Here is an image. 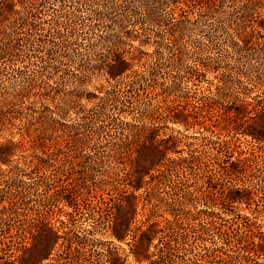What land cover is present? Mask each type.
Listing matches in <instances>:
<instances>
[{
  "label": "rangeland",
  "instance_id": "374dc122",
  "mask_svg": "<svg viewBox=\"0 0 264 264\" xmlns=\"http://www.w3.org/2000/svg\"><path fill=\"white\" fill-rule=\"evenodd\" d=\"M6 1L0 0V12ZM39 1L37 33L44 37L36 51L8 66L0 49V94L20 91L0 95V141L33 137L0 163V188L23 195L2 264H20L41 225L59 235L42 264H150L137 262L133 250L152 221L159 223L149 242L152 264H264V247L254 245L264 243L263 160L239 175L223 167L240 153L264 154V143L238 133L223 135L229 144L221 146L200 124H178L157 109L165 99L197 113L212 100L264 102V31L244 45L239 1L188 7L174 0H114L113 9L104 8V0ZM15 8L19 13L1 22L0 47L27 29L26 1ZM179 15L183 25H176ZM113 45L134 56L115 78L107 73ZM147 135L168 142L160 163L167 170L147 174L128 224L130 157ZM64 154L81 160L69 167L60 162ZM211 185L212 198L201 193ZM56 186L61 194L47 196ZM238 189L253 191L251 198L221 200L229 190L242 196ZM233 225L235 233L226 230ZM246 226L249 238L240 247L236 238Z\"/></svg>",
  "mask_w": 264,
  "mask_h": 264
},
{
  "label": "trees",
  "instance_id": "16d2710c",
  "mask_svg": "<svg viewBox=\"0 0 264 264\" xmlns=\"http://www.w3.org/2000/svg\"><path fill=\"white\" fill-rule=\"evenodd\" d=\"M23 1H26V5L29 9H26L27 12H22L24 17H26L28 23L27 29L22 28L18 35L14 38L8 40L3 47H0L1 51L4 52L5 64L8 66H13L16 61H23L24 58L30 56V52L36 51L37 41H41L44 37V34L37 33V17L42 13L43 10V2H38V0H7L3 3L0 12V28L1 22L8 19L12 13L16 12V6L18 4H22ZM43 1V0H42ZM76 4L82 3L84 0H74ZM105 4L102 5L104 8L113 9L115 6L114 0H104ZM113 1V3H112ZM141 1V0H140ZM144 1V0H143ZM217 0H174V2H178L184 4L186 6H191L193 4L203 5L214 2L213 5H216ZM239 1L236 10V18L237 25L239 28L243 29L242 31V42L245 46H252L254 41V34L257 32L264 31V0H237ZM18 2V3H17ZM136 0H128V3H134ZM149 2V0H146ZM85 3V2H84ZM185 22L184 17L179 15L176 17V25H183ZM116 27H122L120 22L115 21ZM249 29V30H248ZM128 30V26L125 28ZM42 42V41H41ZM179 46V45H178ZM114 51H112L111 60L107 63V73L109 77L115 78L118 75H121L126 70L130 68L133 63L134 56L125 57L119 51L116 50V46ZM181 49V46H179ZM20 91H3L0 95H19ZM167 95V94H166ZM220 95V94H217ZM199 113L190 111L185 108L184 105H175L174 101L170 99H165L163 103H161L157 109L162 110L161 113L163 115H168L172 120L178 124L188 125L191 123H198L202 126V128L210 131L214 135L218 136L221 141V146L224 143H228L229 138H221L223 135L233 134L237 135L238 133L244 134L257 142L264 143V102L258 103H250L248 101L241 102H233L232 105L227 106L217 100H212L203 106ZM159 112V110H158ZM156 114V113H155ZM160 115V113H157ZM27 133V132H26ZM23 139L19 140L6 139L0 141V163L7 164L10 158L14 155V151L17 147L21 145L24 139L33 138L31 135H27L25 138L22 135ZM146 140L138 145V149L136 150V157L132 159V155L130 157V163L132 167L131 173V186L133 188V197L129 202L130 213L128 217V224L132 222L133 217L137 214V196L135 192L142 187V184L145 181V177L147 174L150 177L156 176L158 173L165 174L167 169H164L162 164V157L166 155L170 146L168 142L159 143L149 135L146 136ZM29 141V140H28ZM229 144V143H228ZM219 146L218 148H220ZM218 148H215L218 150ZM105 156V155H104ZM103 156V157H104ZM109 156H114V153H110ZM218 154L213 153V160H217ZM262 158L264 165V154L263 153H240L234 161H232V166L224 165L225 170L228 173H232L235 175H239L243 169L252 164L258 162V159ZM80 157L78 155L71 156L69 154H64L62 159H60L61 163H66L69 167L75 166L80 162ZM201 162V161H199ZM180 164V160L177 162ZM200 164V163H199ZM260 164V171L258 177L260 178L261 185L259 187L260 190H264V168L262 169V165ZM159 166H162L158 168ZM202 164H200L201 167ZM157 167V168H156ZM199 167V168H200ZM156 168V173H152V169ZM1 171L2 168H0ZM208 190H201L202 194H206L212 198L216 192H213L212 189L215 187L214 185L210 186ZM7 189L0 188V253L6 250L7 245L11 242L10 237L12 234L13 225L10 223L12 221V215L16 214L18 208L16 207L17 203L22 202L23 195L19 191H11L10 193H6ZM258 191V192H259ZM251 190L246 192L242 190H236V193L242 194V196H238L232 190L224 192L220 195L221 200H229L234 201L239 199L240 197H245L246 199H250L252 196ZM257 192V193H258ZM46 194L49 197H57L61 193H59V186H56V189H47ZM9 196V197H7ZM145 222V221H144ZM147 222V221H146ZM159 229V223L157 221H152L145 223L144 228L137 235V239L134 242V256L137 262H149L151 263V255L149 253L150 250V240L155 235V233ZM222 229V228H220ZM225 230V228H223ZM226 230L235 233L236 228L233 226H229ZM250 234V226H246L241 234L236 238V243L240 245V247L244 246V239L249 238ZM117 238H122L118 233H116ZM58 233L57 231L48 226H38L36 235L34 236V242L31 247H26L24 249V255H21L19 262L20 264H42L45 259H48L54 246L58 242ZM244 241V242H243ZM263 242L257 241L254 243L255 247L261 250L263 246ZM27 253H29L27 255ZM1 259V257H0ZM2 264V261H0Z\"/></svg>",
  "mask_w": 264,
  "mask_h": 264
}]
</instances>
